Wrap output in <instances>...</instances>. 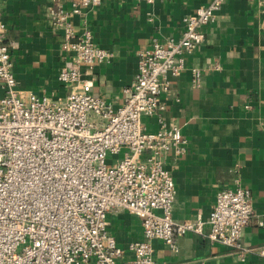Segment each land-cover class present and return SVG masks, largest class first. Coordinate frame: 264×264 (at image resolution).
Segmentation results:
<instances>
[{"label":"built area","instance_id":"built-area-1","mask_svg":"<svg viewBox=\"0 0 264 264\" xmlns=\"http://www.w3.org/2000/svg\"><path fill=\"white\" fill-rule=\"evenodd\" d=\"M101 2L75 0L69 9L50 11L69 58L57 76L69 92L55 100L18 91L13 42L0 10V264H154L153 240L176 253L180 236L201 235L205 225L209 240L233 248L241 261L256 251L264 264V248L238 243L253 216L246 189L220 190L206 219L173 220L175 186L165 157L181 156L186 140L159 117L154 131L142 123L163 109L161 94L184 71L186 57L204 39L201 28L214 21L222 0L184 16L178 38L137 51L133 83L116 109L91 94L92 81L83 72L110 53L97 47L88 31L76 37L72 23ZM191 74L198 87L200 72ZM111 211L139 218L142 239L118 246L107 231Z\"/></svg>","mask_w":264,"mask_h":264},{"label":"crops","instance_id":"crops-1","mask_svg":"<svg viewBox=\"0 0 264 264\" xmlns=\"http://www.w3.org/2000/svg\"><path fill=\"white\" fill-rule=\"evenodd\" d=\"M73 1L0 0L7 39L13 42V73L23 96L55 100L68 94L57 76L69 58L61 49L62 29L52 24L50 11L69 9ZM209 2L102 0L75 16L76 37L88 31L93 43L110 53L107 61L83 69L92 81L91 94L112 109L121 106L123 90L136 74L137 51L154 41L178 38L182 18ZM201 31L203 41L159 98L163 109L143 117L142 123L154 131L159 117L179 128L186 140L181 156L165 157L175 186L173 220L206 219L220 190L241 187L250 192L253 216L238 243L241 248H264V225L258 226L259 221L264 224V0H222L214 21ZM192 69L200 72L198 87ZM107 231L120 247L142 239L140 219L126 211L109 212ZM208 232L205 225L201 235L180 236L176 253L153 240L154 264H262L256 251L241 261L233 248L209 240Z\"/></svg>","mask_w":264,"mask_h":264}]
</instances>
